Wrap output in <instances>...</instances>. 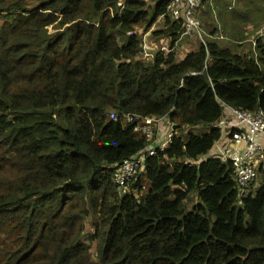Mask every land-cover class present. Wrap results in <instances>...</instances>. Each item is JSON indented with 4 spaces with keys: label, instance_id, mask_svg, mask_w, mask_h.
Wrapping results in <instances>:
<instances>
[{
    "label": "trees",
    "instance_id": "16d2710c",
    "mask_svg": "<svg viewBox=\"0 0 264 264\" xmlns=\"http://www.w3.org/2000/svg\"><path fill=\"white\" fill-rule=\"evenodd\" d=\"M170 1L0 0V264H264V162L243 197L218 152L231 109L264 112V37L179 60ZM161 19L147 64L135 28ZM112 113L175 126L127 193L114 171L149 143Z\"/></svg>",
    "mask_w": 264,
    "mask_h": 264
},
{
    "label": "built area",
    "instance_id": "2783aa9c",
    "mask_svg": "<svg viewBox=\"0 0 264 264\" xmlns=\"http://www.w3.org/2000/svg\"><path fill=\"white\" fill-rule=\"evenodd\" d=\"M204 0H171L167 12L173 21L183 20L184 32L182 37L200 36V25L195 19L196 13ZM133 36L134 33H129ZM182 39L179 40V42ZM178 42V43H179ZM165 52V47L162 48ZM142 52L147 58L154 59L146 39H142ZM150 61V60H149ZM238 122L234 125L236 133L228 142L232 149L220 153L223 161H230L237 178V189L246 197L257 179L258 167L264 162V112L254 113L231 109ZM111 120L122 121L134 126V131L141 134L149 143L148 148L135 158L125 161L115 169L113 177L122 193H127L132 181L145 170V162L154 157L157 150L164 151L172 143L175 136V126L168 118H145L138 115L124 114L120 117L116 113L110 115ZM168 133V139L166 134Z\"/></svg>",
    "mask_w": 264,
    "mask_h": 264
},
{
    "label": "crops",
    "instance_id": "0c3cea01",
    "mask_svg": "<svg viewBox=\"0 0 264 264\" xmlns=\"http://www.w3.org/2000/svg\"><path fill=\"white\" fill-rule=\"evenodd\" d=\"M195 19L200 25V36H183L179 43L194 41L196 42L197 46L195 49L197 50L201 46L200 44L205 45L206 41L215 38L221 45L230 47L238 55L251 56L255 60L259 59L256 54V47L258 40L264 37V0H204L203 5L195 15ZM135 30L143 34L142 39H146L151 52L155 51L153 49V46L154 48L156 47L155 41L159 44L157 48L160 51L165 47V44H170L171 46V42L168 40H163L162 38L154 39L152 37L153 28L148 32H143L140 28L139 30L135 28ZM212 32H215V35ZM233 33L236 34L232 37L231 34ZM240 34L243 36L249 34L254 36L247 42L234 41L235 38L240 39ZM225 41L230 44H226ZM243 43L249 45L248 51L242 53L240 47ZM152 62L153 60L149 61V63ZM231 149V142L225 144L222 142L218 147V152L224 153Z\"/></svg>",
    "mask_w": 264,
    "mask_h": 264
},
{
    "label": "rangeland",
    "instance_id": "374dc122",
    "mask_svg": "<svg viewBox=\"0 0 264 264\" xmlns=\"http://www.w3.org/2000/svg\"><path fill=\"white\" fill-rule=\"evenodd\" d=\"M162 19L161 20H159L157 23H156V25L153 27V29L154 30H157V29H160V28H162ZM52 30V29H51ZM51 30H50V32H51ZM236 33H233V34H231V36L233 37V35H235ZM254 35H251V34H249V35H246V36H243V35H241L240 34V39H238V38H235V40L234 41H236V42H247V41H249L250 40V38L251 37H253ZM119 38V43H124L123 41V39L122 38H120V37H118ZM231 38V37H230ZM225 43L226 44H230L229 42H227V41H225ZM154 44L156 45V47L154 48V50L156 51V50H158V48L157 47H159V44L157 43V41H155L154 42ZM248 45L249 44H245V43H243V45L240 47L241 48V50H242V53L243 52H246V51H248ZM165 46V52H168V51H170V44H165L164 45ZM197 45H196V42H194V41H183L182 43H179V45L177 46V48L175 49V51L176 52H178V54H179V60L180 59H182L183 57H185V55L187 54V53H189V52H193V51H196V49H195V47H196ZM150 53H151V55H154L155 56V52L153 51V52H151L150 51ZM142 60L145 62V63H149V60H151V58H147L146 56H143V58H142ZM166 139H168V133L166 134V137H165ZM1 153H4V152H1ZM12 171H14V169H12V168H9L7 165H4V168H3V174H4V176L7 174V172L9 173V175H11V172ZM144 172V171H143ZM144 185H145V188H147V184L146 183H144ZM256 187H258V181L256 182ZM147 194V189H145V191L144 192H142V196L143 195H146ZM95 219H96V217H93V218H87L86 217V219H85V228H86V233H87V235H86V239L90 236V235H92L93 234V227H94V222H95ZM86 241V243L88 242L87 240H85ZM91 260L93 261V262H99V259H98V257H97V248H96V246L94 245L92 248H91Z\"/></svg>",
    "mask_w": 264,
    "mask_h": 264
},
{
    "label": "water",
    "instance_id": "95a60500",
    "mask_svg": "<svg viewBox=\"0 0 264 264\" xmlns=\"http://www.w3.org/2000/svg\"><path fill=\"white\" fill-rule=\"evenodd\" d=\"M208 60H209V58H208Z\"/></svg>",
    "mask_w": 264,
    "mask_h": 264
}]
</instances>
